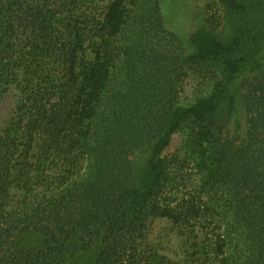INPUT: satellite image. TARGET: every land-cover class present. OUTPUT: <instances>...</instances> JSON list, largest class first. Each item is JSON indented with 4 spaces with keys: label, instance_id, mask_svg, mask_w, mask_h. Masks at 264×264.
Here are the masks:
<instances>
[{
    "label": "trees",
    "instance_id": "trees-1",
    "mask_svg": "<svg viewBox=\"0 0 264 264\" xmlns=\"http://www.w3.org/2000/svg\"><path fill=\"white\" fill-rule=\"evenodd\" d=\"M218 3L228 32L184 44L160 0H0V99L20 93L0 264H264V0ZM188 65L212 83L180 103ZM183 126L196 195L163 157ZM156 218L188 231L183 258L150 245Z\"/></svg>",
    "mask_w": 264,
    "mask_h": 264
},
{
    "label": "rangeland",
    "instance_id": "rangeland-1",
    "mask_svg": "<svg viewBox=\"0 0 264 264\" xmlns=\"http://www.w3.org/2000/svg\"><path fill=\"white\" fill-rule=\"evenodd\" d=\"M160 3L165 26L175 32L184 44L187 43L192 31L207 23L217 26L221 32H228L226 10L218 3V0H160ZM167 45L169 46L170 42H167ZM89 54L92 57L90 46ZM186 67H188L187 73L180 80L179 85L178 102L180 103H187L197 95L206 92L212 83L210 68L190 65ZM19 97V89L13 86L0 99V131L8 125L13 117ZM189 131L190 128L183 126L182 129L175 132L163 157L172 163L173 167L178 168L176 172L174 171L178 173V177L170 185L174 191L175 183H177L180 192L196 195L199 176L192 169V164L187 158L188 152L185 145V138ZM146 158L147 154L143 152L137 156L136 161L143 164ZM183 232L188 231L167 218H156L149 229L150 245L154 249L157 247L159 252L167 258L181 259L185 256L187 247L190 245L188 237Z\"/></svg>",
    "mask_w": 264,
    "mask_h": 264
}]
</instances>
